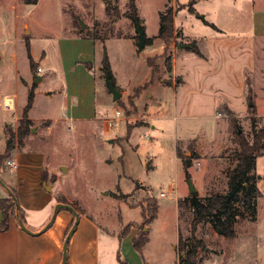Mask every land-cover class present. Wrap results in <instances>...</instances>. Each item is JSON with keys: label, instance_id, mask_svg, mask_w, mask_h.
<instances>
[{"label": "rangeland", "instance_id": "rangeland-1", "mask_svg": "<svg viewBox=\"0 0 264 264\" xmlns=\"http://www.w3.org/2000/svg\"><path fill=\"white\" fill-rule=\"evenodd\" d=\"M189 1L134 0L140 19L138 25L147 33H156L160 13L171 10L172 16L168 43L158 38L157 43L149 46L146 42L147 45L138 50L136 24L125 15L129 0H108L107 3L103 0H38L35 4L0 0V149L9 133L18 127L22 109L17 112L16 105L19 110L25 104L29 89L26 82L31 79L29 72L32 74L38 66L33 63L30 67L28 54L31 53L38 61L42 51L49 49L51 52L53 36L57 34L90 33L96 40L99 59L103 51L117 81L130 86L128 93L121 94L114 101L107 88L101 62L92 64L98 100L104 103L100 119L80 125V130L63 125L50 130L48 121H31L22 137L23 148L18 145L16 135L9 153H5V149L3 152L0 150V171L9 172L5 162L14 159L15 151L20 148L24 152L29 148L43 152L45 165L59 167L55 169L67 192L73 195L69 198L58 196V199L65 200L78 213L87 215L107 231L120 233L123 228L132 226L139 253L147 264H176L178 233L183 238H190L192 208L187 201L190 196L188 179L198 196L199 192L202 193L200 197L225 191L226 170L235 162L231 152L236 146L232 131L237 129L233 128L230 117L237 120V127L244 134L250 135L247 111L240 116L234 112L228 115L225 111L217 117L210 111L202 117L193 112L183 114L180 110H173V91L160 83L182 82L181 76L171 74L172 52L182 55L177 58L175 67L183 74L191 73L195 64L205 63L188 46L178 47V44L195 42L203 57L207 58L203 43L195 37L207 36L210 31L226 35L237 32L240 28L237 26L239 23H234L236 17L247 29L251 10L249 6L241 8V1L194 0L193 12H189L187 6L181 8ZM204 20L214 27L205 24ZM28 40L30 52L26 47ZM159 41L164 46L161 54ZM151 56L154 68L149 79L151 69L146 59ZM217 61L224 62L225 59ZM38 62L39 65L44 64L43 61ZM240 62H247L249 68L246 70L245 89L248 86L251 89L255 115L258 116L256 127H261L264 125V41L262 45L255 43L248 50L247 61ZM113 83L120 91L114 79ZM134 86L139 87L131 88ZM219 89L226 91L224 87ZM150 92L158 102L148 96ZM6 94L15 97L13 109L2 107ZM139 94L137 107L134 99ZM44 104L46 106L45 99L38 98L37 115L45 111ZM114 109L121 111L122 118L114 127V137L108 141L103 134V119ZM142 114H149L155 124L152 131L150 126H141L147 125ZM176 133L177 138H183L178 144L181 163L174 155ZM185 137H197L199 140H185ZM191 156L185 167L182 161ZM255 173L259 176L257 186L261 192L256 200L255 214L240 206L234 224L235 236L231 238L222 236L208 222L198 225L194 234L203 241L206 249H198L195 255L197 262L264 264V154L256 159ZM41 178L44 181L53 179L46 169H42ZM169 187L172 191L161 196L160 192H168ZM151 203H156L153 218L142 213L143 209H149ZM134 232L129 231L123 240V258L128 264H142L132 246ZM105 242L107 245L108 241ZM113 243L108 253L110 261L107 257L106 260L110 264H120L115 256L116 241Z\"/></svg>", "mask_w": 264, "mask_h": 264}, {"label": "crops", "instance_id": "crops-1", "mask_svg": "<svg viewBox=\"0 0 264 264\" xmlns=\"http://www.w3.org/2000/svg\"><path fill=\"white\" fill-rule=\"evenodd\" d=\"M231 1L233 3L241 1L239 5L241 8L250 7L251 12L246 30L245 25L242 27L240 24L241 20L236 17L234 23H239L237 26L240 28L237 32L233 31V33L226 35L222 32L210 31L207 36L195 37V39H199L203 43L202 46H204L203 49L207 58L198 56L204 59L205 63L195 64L189 74H183L181 69L175 67L177 58L182 55L179 56L172 52L170 71L174 76H181L182 82L178 84L174 82L160 83L173 91L172 103L174 111L180 110L183 114L193 112L200 117L210 111L214 113V117H217V115L221 114L217 109L222 102H225L227 107L238 116L247 111L245 94L247 92L245 89L247 83L245 78L249 68L247 62L242 63L240 61H247L248 50H251L255 43L258 42L262 45L264 41V0ZM157 32L158 29L156 33L150 34L145 29L144 37L151 38L148 41L149 46L157 43L158 38H155ZM84 34L68 32L53 36L54 43L51 45V52L47 49V52L42 51L40 53L39 60L44 62L43 65H39V60L36 61L30 53L32 61L38 64L36 68L40 67L42 69L40 73H36V68L32 74L29 72L31 79L26 82L29 85V89L27 90L25 86L27 93L33 88V99L26 116L30 122L48 121V129L50 130L58 129V125H63L68 129L76 128L80 130V125L96 122L100 119L104 103L98 100L97 80L92 70V64L102 61L103 51L102 57L99 59L100 52L95 42L96 40L92 36ZM129 44L132 48V43L129 42ZM145 45H147L146 41ZM159 45L161 47L159 54H161L164 46L161 42ZM219 58L225 59V61H217ZM87 63L89 65H86ZM95 68L97 69V65ZM110 70L115 83L120 87L121 94L128 93L127 90L130 86L119 83L112 68ZM151 74L152 71H150L149 79ZM35 75L40 78L37 82L34 81ZM222 87L226 88L225 92L219 89ZM12 94L16 96L15 93ZM14 95L6 94L4 96L12 97L13 107L15 104ZM148 96L153 98L151 92ZM40 97L45 99L46 106L44 104L45 111L41 115H37L35 107ZM139 97L140 94L135 96L134 99L137 107ZM210 97H212V100ZM149 101L152 102V100ZM153 101L158 102L155 97ZM25 104L19 110L16 105V111L19 112L21 109L23 111ZM142 115L143 122L147 125L141 126H150L152 131L155 128V124L149 118V114ZM172 118L175 119L176 117L173 115ZM113 130L114 128L108 129L105 126L103 134L106 136V140L111 141L114 137ZM132 131L127 134V138ZM144 135L147 136L146 133ZM177 136L178 133L174 137V155L181 163L176 155L175 148L176 142L183 140V138H177ZM196 138L185 137L184 139L199 140V138ZM207 139L212 141L209 138ZM196 143L197 141H195ZM18 145L22 146V148L24 147L23 142L18 143ZM22 148L15 151L14 159L18 167L6 173L0 171V178L9 189L14 190L20 207L19 212L16 211L10 217L8 228L0 231V264H110L107 262L106 257L109 260L108 253L113 248L114 243L112 245V242L114 241H116L117 245L116 260L117 256L124 260L123 240L128 233L120 237L118 231H107L87 215L78 213L73 207L77 213L78 220L68 237L65 247V259L63 258L64 241L73 226L72 220L74 219L75 221V215L71 210L64 207L58 208L55 212L54 209L57 203H63L58 199V196L69 198V196L73 195L67 192L62 177L57 173L55 168L59 167H54L52 164L45 165L42 156L43 152L41 154L35 148H29L24 152L21 151ZM4 149L5 140L0 149L1 152ZM42 169H46L53 179L44 181L41 178ZM258 178L259 176L257 180ZM47 187H50V189L48 190ZM171 191L172 188L169 187L168 192L170 193ZM199 195L202 196V193L199 192ZM9 196L5 187L0 184V199ZM19 220L23 222L24 228L20 226ZM129 231L134 232V228L131 226ZM132 237L133 246L135 232ZM105 241H108L107 245H104ZM175 249H177V243ZM135 251L141 258L142 264H147L139 251L136 249Z\"/></svg>", "mask_w": 264, "mask_h": 264}, {"label": "trees", "instance_id": "trees-1", "mask_svg": "<svg viewBox=\"0 0 264 264\" xmlns=\"http://www.w3.org/2000/svg\"><path fill=\"white\" fill-rule=\"evenodd\" d=\"M108 2V0H103ZM24 4H35L38 0H21ZM194 0H190L187 4H182L181 8L187 6L189 12H193ZM125 15L131 19L135 24H139V17L137 15L136 6L134 0H129L128 10L125 11ZM205 24L213 26L204 20ZM172 25L171 10H167L159 14V26L158 32L156 34L157 38H160L164 43H168L170 40V30ZM144 34V29L140 26ZM82 33V32H80ZM84 35H90V33H85ZM91 36V35H90ZM93 37V36H92ZM94 38V37H93ZM95 39V38H94ZM151 38H146L145 41H150ZM26 47L29 50L28 42ZM188 49L192 51L199 57H203L199 51L195 42L188 44ZM152 57L146 59L147 64L150 66L151 71L154 66L152 63ZM30 67L33 66V61L30 54H28ZM167 60V59H166ZM86 65H89L88 63ZM101 70L104 72L105 76L108 75L109 79L113 83V76L110 70V65L108 62L107 55L104 53L101 61ZM114 84V83H113ZM34 87V86H32ZM31 88L26 97V104L23 107L22 118L19 121L18 127L15 132L11 131L9 136L5 141V153H9L13 147V139L17 135L18 143L22 142V137L26 134L28 130V125L30 120L27 119V111L31 107L33 92ZM246 103L248 120L250 123V135L244 134L241 129L237 126V120L230 117V121L233 124V128L237 129L232 131L234 133L235 147L232 148L231 152L234 157V165L226 170V189L224 192H214L208 194L204 197H200L197 193L190 194L188 197L189 204L192 208L191 222H190V238H183L180 234L178 235L177 241V258L176 264H202L195 260V255L198 249H206L203 241L195 236V231L198 225L208 222L212 228L218 231L222 236L226 238H231L235 236L234 224L239 216L240 206L244 207L250 214H255L256 210V200L261 196V193L257 187V174L255 173V163L258 156L264 154V125L261 127H256V108L252 100L251 89L247 88L246 92ZM220 113L224 112L228 115L233 112L227 107L225 102H222L218 109ZM176 142V155L181 157L179 144ZM191 157H186L182 161V164L186 167L188 166V161ZM15 199L11 196L0 199V231H4L9 226L10 217L20 210L17 203L14 190L11 189ZM63 203H67L65 200H60ZM147 209V210H146ZM156 211V203H151L148 207L143 209L142 213L150 218L154 217V212ZM131 226L129 225L125 229L120 231L119 236H125ZM134 248L139 251V246L136 240H133ZM117 260L120 264H127L120 256H117Z\"/></svg>", "mask_w": 264, "mask_h": 264}, {"label": "water", "instance_id": "water-1", "mask_svg": "<svg viewBox=\"0 0 264 264\" xmlns=\"http://www.w3.org/2000/svg\"><path fill=\"white\" fill-rule=\"evenodd\" d=\"M135 26H136V33H137V35H138L137 48H138V50H141V49L143 48L144 44H145V37H144L143 31L141 30V28L139 27V25L136 24ZM187 46H188V45H186V44H178V47H187ZM105 78H106L107 88H108L109 92L112 94V99L115 101V100H117V99L120 97L121 92H120V91H119V90L113 85V83H112V81L109 79V76H108V75H106ZM39 79H40L39 76L35 75V80H34V81L37 82V81H39ZM0 184H1L2 186H4L5 189L7 190L8 194H9L11 197H13V198L15 199L12 190L9 189V187L4 183V181H3L1 178H0ZM188 184H189V193H190V194L195 193L196 190H195V188H194V186H193V184H192V182H191L190 179H188ZM47 189L49 190L50 187H47ZM60 207H64V208H67V209L71 210V211L73 212V214L75 215V221H74V223H73V226H72V228L69 230V232H68V234H67V236H66V238H65V241H64V252H63V258L65 259V247H66V244H67V241H68V237H69V235L71 234V232L73 231V229H74V227H75V225H76V223H77L78 216H77L76 211L72 208V206H70V205H68V204H64V203H57V204L55 205L54 212H55L58 208H60ZM19 224H20V226H21L22 228H24L23 222H22L21 220H19Z\"/></svg>", "mask_w": 264, "mask_h": 264}, {"label": "built area", "instance_id": "built-area-1", "mask_svg": "<svg viewBox=\"0 0 264 264\" xmlns=\"http://www.w3.org/2000/svg\"><path fill=\"white\" fill-rule=\"evenodd\" d=\"M41 71L42 69L40 67L36 68V73H40ZM2 107L5 110L13 109V100L11 96L4 97L2 100ZM121 118V111L119 109H114L112 114L104 119V124L108 129L114 128L119 125ZM5 164L9 170H15L18 167L15 159H7ZM168 193L169 192H160V195L165 196Z\"/></svg>", "mask_w": 264, "mask_h": 264}]
</instances>
